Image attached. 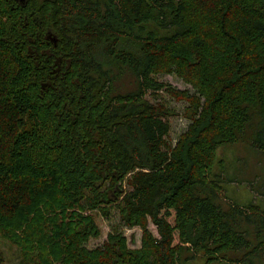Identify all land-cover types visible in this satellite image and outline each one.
<instances>
[{
	"label": "trees",
	"instance_id": "trees-1",
	"mask_svg": "<svg viewBox=\"0 0 264 264\" xmlns=\"http://www.w3.org/2000/svg\"><path fill=\"white\" fill-rule=\"evenodd\" d=\"M162 93L187 103L176 142ZM239 145L264 166V0H0V246L18 264H264V205L226 193L242 180L219 151ZM113 210L140 248L120 226L87 247Z\"/></svg>",
	"mask_w": 264,
	"mask_h": 264
},
{
	"label": "rangeland",
	"instance_id": "rangeland-1",
	"mask_svg": "<svg viewBox=\"0 0 264 264\" xmlns=\"http://www.w3.org/2000/svg\"><path fill=\"white\" fill-rule=\"evenodd\" d=\"M160 81L171 84L182 90H189L193 93L191 85L184 83L176 75H159ZM148 98L151 101H163L167 103L170 108L175 109L179 114L170 118L171 122V138L174 142L178 137L187 130L190 121L183 115L187 106L186 102H177L173 98L169 97L166 93H162L161 96H151ZM225 159L227 170L231 176L241 179V182L227 183V196L239 204H247L252 200L264 205V166L258 162V156L254 151L246 145L231 146L229 148L221 149L219 151V158ZM96 224L101 230V235L98 238H92L87 244L88 248H95L101 246L108 235L114 230V227L120 226L123 234H125L130 248L141 247L142 230L139 227L129 228L123 224L120 216L116 210L112 211L109 218L104 217L99 212H95ZM150 230L154 235L158 236L157 228L153 223H150ZM7 244H3L0 247L4 251V257L6 261L4 264H18V258H14L11 250L7 249ZM187 264H229L228 262H211L208 263L204 258L199 257L190 260Z\"/></svg>",
	"mask_w": 264,
	"mask_h": 264
},
{
	"label": "flooded vegetation",
	"instance_id": "flooded-vegetation-1",
	"mask_svg": "<svg viewBox=\"0 0 264 264\" xmlns=\"http://www.w3.org/2000/svg\"><path fill=\"white\" fill-rule=\"evenodd\" d=\"M124 235H125V234H124ZM127 246H128V242H127ZM128 248L131 249V250H132V249H136V248H130L129 246H128Z\"/></svg>",
	"mask_w": 264,
	"mask_h": 264
}]
</instances>
